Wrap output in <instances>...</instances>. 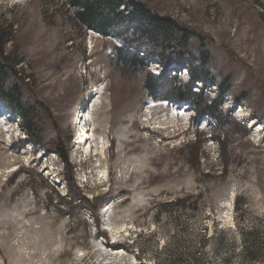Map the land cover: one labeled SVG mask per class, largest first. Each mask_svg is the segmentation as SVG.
Here are the masks:
<instances>
[{"label": "rangeland", "instance_id": "rangeland-1", "mask_svg": "<svg viewBox=\"0 0 264 264\" xmlns=\"http://www.w3.org/2000/svg\"><path fill=\"white\" fill-rule=\"evenodd\" d=\"M142 1L210 37L190 45L229 82L226 125L150 96L164 66L120 64L121 41L68 0H0L6 87L24 106L0 98V264H264V0Z\"/></svg>", "mask_w": 264, "mask_h": 264}, {"label": "trees", "instance_id": "trees-1", "mask_svg": "<svg viewBox=\"0 0 264 264\" xmlns=\"http://www.w3.org/2000/svg\"><path fill=\"white\" fill-rule=\"evenodd\" d=\"M68 4L81 25L104 36L114 35L121 41L122 44L114 47L120 64L136 72L144 69L150 60H157L164 66L161 74L149 73L146 77L145 88L150 96L192 103L197 110L196 118L210 115L219 120L221 125H226L221 123V105L229 91V82H218L213 76L207 66L208 54H202V63L197 65L199 59L192 53L190 45L193 37L205 44L209 36L170 15L154 11L142 0H68ZM0 41L5 43L1 36ZM174 63L188 67L191 74L188 82L180 81L178 84L176 76L168 77V67ZM7 74V66L0 59V98L15 111L22 110L21 91L17 86L6 87ZM199 81H203L205 87L209 83H218L219 96L208 100L204 93L194 89ZM170 83L171 88L164 90ZM61 144L57 153L70 166L69 151Z\"/></svg>", "mask_w": 264, "mask_h": 264}, {"label": "bare ground", "instance_id": "bare-ground-1", "mask_svg": "<svg viewBox=\"0 0 264 264\" xmlns=\"http://www.w3.org/2000/svg\"><path fill=\"white\" fill-rule=\"evenodd\" d=\"M83 116H85V111H84V114H83ZM83 118V117H82Z\"/></svg>", "mask_w": 264, "mask_h": 264}, {"label": "snow or ice", "instance_id": "snow-or-ice-1", "mask_svg": "<svg viewBox=\"0 0 264 264\" xmlns=\"http://www.w3.org/2000/svg\"><path fill=\"white\" fill-rule=\"evenodd\" d=\"M109 231H111V229H109ZM121 231H123V229H121Z\"/></svg>", "mask_w": 264, "mask_h": 264}]
</instances>
